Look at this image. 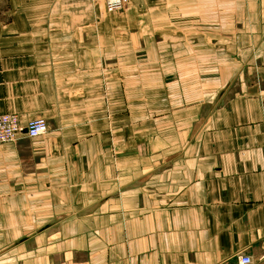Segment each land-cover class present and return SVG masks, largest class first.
Wrapping results in <instances>:
<instances>
[{
    "label": "crops",
    "instance_id": "0c3cea01",
    "mask_svg": "<svg viewBox=\"0 0 264 264\" xmlns=\"http://www.w3.org/2000/svg\"><path fill=\"white\" fill-rule=\"evenodd\" d=\"M135 2L7 0L0 264H264V0Z\"/></svg>",
    "mask_w": 264,
    "mask_h": 264
},
{
    "label": "built area",
    "instance_id": "2783aa9c",
    "mask_svg": "<svg viewBox=\"0 0 264 264\" xmlns=\"http://www.w3.org/2000/svg\"><path fill=\"white\" fill-rule=\"evenodd\" d=\"M107 14L121 12L128 0H101ZM48 126L44 119L37 118L23 125L15 114L0 115V145L15 142L18 137L36 139L46 135ZM248 256H241L238 264H250Z\"/></svg>",
    "mask_w": 264,
    "mask_h": 264
},
{
    "label": "rangeland",
    "instance_id": "374dc122",
    "mask_svg": "<svg viewBox=\"0 0 264 264\" xmlns=\"http://www.w3.org/2000/svg\"><path fill=\"white\" fill-rule=\"evenodd\" d=\"M149 4H150V0H136V2L133 4V6H134V8H136V7L147 8V7H149ZM102 5H103V3H102ZM8 7L9 6L7 3V0H0V21L4 19L5 13H6ZM103 9H104V7H103ZM111 15H113V14H111ZM110 17H113V16H110Z\"/></svg>",
    "mask_w": 264,
    "mask_h": 264
}]
</instances>
